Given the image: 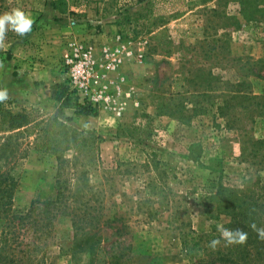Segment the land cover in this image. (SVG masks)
Here are the masks:
<instances>
[{"label":"rangeland","instance_id":"obj_1","mask_svg":"<svg viewBox=\"0 0 264 264\" xmlns=\"http://www.w3.org/2000/svg\"><path fill=\"white\" fill-rule=\"evenodd\" d=\"M52 1L0 0V14L20 8L35 21L29 36L10 31L0 49V91L8 95L2 103L65 121V109L51 98L48 110L44 97L57 83L71 87L66 59L91 51L92 91L104 89L109 98L94 105L98 116L73 115L69 125L100 138L101 165L90 168V183L111 199L109 208L116 202L112 209L127 226L120 238L102 231L103 246L133 244L127 264H190L182 221L201 234L231 229L213 201L220 185L264 194V145L255 146L264 140V79L252 76L261 71L252 64L264 60V0H80L65 15ZM242 83L248 88L235 96ZM162 163L161 173L170 167L171 191L164 203L165 193L155 199L159 213L150 218L148 207H137V193ZM13 174L16 209L55 198V157L32 151ZM174 210L183 215L177 219ZM4 225L0 219V237ZM73 242L63 219L39 242L42 252L28 255L23 246L2 264H88ZM104 260L103 252L95 264Z\"/></svg>","mask_w":264,"mask_h":264},{"label":"trees","instance_id":"obj_2","mask_svg":"<svg viewBox=\"0 0 264 264\" xmlns=\"http://www.w3.org/2000/svg\"><path fill=\"white\" fill-rule=\"evenodd\" d=\"M51 5L55 11L65 15L70 13L72 6H79L80 0H54ZM7 56L10 59L11 53ZM252 66L261 68L252 76L264 79V60ZM245 86L248 88L246 83L236 85L233 94L240 96ZM51 98L62 109H73L76 116L96 117L99 114L98 106L86 99L81 101L77 91L72 90L66 82L51 87ZM258 98L264 101V93ZM9 104L0 105V219L5 221L0 237V264L8 259V254L15 258L16 251L23 246L25 250L21 252L25 251L28 255L42 252L43 247L39 242L51 236L56 223L63 219L70 220L73 229L72 251L90 256L88 264H95L103 252L110 261L104 260L102 264H127V252L132 250L133 244L127 245L123 241L109 245L108 249L103 246L105 239L102 231L113 229L112 235L120 238L125 235L127 226L123 224L124 217L112 209L116 202L109 208L105 202L110 203L111 199L96 191L90 183V168L101 165L100 138L94 133L70 126L71 117L63 121L58 116L46 115L37 109L16 112L8 107ZM262 145L264 140L255 143L256 147ZM32 151L55 157L56 195L47 201L34 200L28 209L19 210L15 207L19 182L13 173L18 163ZM163 165L167 166L164 163L156 165V179L145 181L143 190L137 193V207L141 212H146L142 210L148 207L146 214L150 218L159 213L158 209L153 208L155 199L165 193L160 201L164 203L167 191H171L168 183L171 174L167 171L170 167L161 173L159 168ZM161 182L164 183L163 188L160 187ZM214 199L218 200L219 213L231 218V229L244 230L248 233V239L242 245L231 246H224L221 240V244L212 250L208 247L209 242L220 235L216 232L198 233L182 221L177 228L190 264H264V239L250 227L255 223L258 229L264 228V194L257 189L220 185ZM174 214L178 219L183 212L174 210Z\"/></svg>","mask_w":264,"mask_h":264},{"label":"clouds","instance_id":"obj_3","mask_svg":"<svg viewBox=\"0 0 264 264\" xmlns=\"http://www.w3.org/2000/svg\"><path fill=\"white\" fill-rule=\"evenodd\" d=\"M34 19L20 8H13L8 12L0 14V49L6 47V39L11 31L19 37H27L32 33ZM8 99L7 91H0V103ZM261 239H264V228H257L255 223L250 225ZM220 237L212 239L208 247L215 250L224 241V246L244 244L248 239V233L242 229L220 228Z\"/></svg>","mask_w":264,"mask_h":264},{"label":"built area","instance_id":"obj_4","mask_svg":"<svg viewBox=\"0 0 264 264\" xmlns=\"http://www.w3.org/2000/svg\"><path fill=\"white\" fill-rule=\"evenodd\" d=\"M65 65L71 71L70 80L73 90H76L93 105H99L102 100H108L109 97L105 95L106 91L104 89H100L96 93L92 91L95 63L91 51L77 49L74 56L65 60Z\"/></svg>","mask_w":264,"mask_h":264},{"label":"crops","instance_id":"obj_5","mask_svg":"<svg viewBox=\"0 0 264 264\" xmlns=\"http://www.w3.org/2000/svg\"><path fill=\"white\" fill-rule=\"evenodd\" d=\"M46 94L47 95H46V97H44L43 103H45L44 105H46L48 110H49L50 107H54V106H52V104H49V103H53L52 100H51V92H50V90H49V93H46ZM64 112H66L68 117H73V115H75L73 109H65ZM81 117H83V116H81Z\"/></svg>","mask_w":264,"mask_h":264}]
</instances>
